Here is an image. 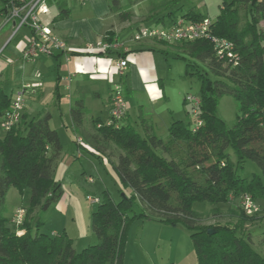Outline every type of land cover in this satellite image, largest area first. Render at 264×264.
Returning a JSON list of instances; mask_svg holds the SVG:
<instances>
[{
	"label": "trees",
	"instance_id": "1",
	"mask_svg": "<svg viewBox=\"0 0 264 264\" xmlns=\"http://www.w3.org/2000/svg\"><path fill=\"white\" fill-rule=\"evenodd\" d=\"M5 11L9 0H1ZM111 8L120 7L111 0ZM169 0L168 14L156 18L158 24L178 16L184 5ZM65 3L59 5L56 19L69 17ZM189 20L204 15L194 9L183 12ZM264 0H222L221 13L213 21L212 33L235 44L240 54L238 66L216 56L209 39L167 43L178 55L200 60L213 78L196 70L201 81L199 115L203 124L196 130L183 120L173 121L168 137L156 133L151 120L141 111L138 119L143 133L130 123L115 128L108 122L92 119L85 129L89 110L85 106V87H80L70 108L75 131L95 151L113 162L123 189H131L116 202L104 191L98 209L92 215L91 228L97 241L77 251L66 231L57 235L44 232L39 218L56 205L64 194L55 179L63 153L59 133L50 126L51 114L42 112L22 120L11 130L0 134V264H124V248L128 231L136 220H150L171 226H183L193 241L198 264H264V254L255 249L252 224L262 219L247 215L239 205L231 206V196L250 194L261 206L264 179L255 173L242 177L239 168L246 160L255 162L264 176ZM109 32L104 40L116 41ZM165 54L168 50H162ZM108 52L71 51L70 56H101ZM120 58L127 53L118 52ZM180 57V56H179ZM192 67L189 63L187 69ZM60 88V77L57 81ZM96 97V93L92 94ZM239 103L240 115L229 128L219 115L223 96ZM61 99V95L57 96ZM186 102V100H185ZM11 95L0 89V120L10 108ZM195 108L192 106V110ZM115 149L117 153L115 154ZM229 149L237 157L234 161ZM11 188L23 198L26 216L18 234L12 218L5 215ZM229 206L230 221L204 224V216L193 208L195 203ZM135 207L139 210L135 211ZM222 218L224 216H221ZM251 225V226H250ZM212 233H209V230Z\"/></svg>",
	"mask_w": 264,
	"mask_h": 264
},
{
	"label": "rangeland",
	"instance_id": "2",
	"mask_svg": "<svg viewBox=\"0 0 264 264\" xmlns=\"http://www.w3.org/2000/svg\"><path fill=\"white\" fill-rule=\"evenodd\" d=\"M107 1L110 4L112 3L111 0ZM119 1V9L116 11L112 10L115 13V21L118 23L121 21H130L134 23L133 28L131 29L133 33L136 30L135 24L150 23L147 25H158L154 19L168 14L166 7L168 6L169 0ZM67 2L69 8L71 9L70 20L82 23L84 29L85 25H88L85 20H89V25H91L93 19L100 20L101 16H98L96 12L98 8L96 7L98 6L101 8V0H87L85 3L80 0H67ZM3 5V2L0 0V9ZM181 5L184 6L183 9L177 13L179 17L182 16L184 10L188 11L190 9H194L215 21L221 13L222 0H180L179 4L173 9H177L178 6ZM55 7L56 6L53 7V10L57 9V7ZM112 21L113 20L109 18L100 22L104 25L109 24ZM263 22L264 21L261 23L262 27ZM0 28V89H4L7 94H12L15 86L22 82L24 75L27 73L26 70H30L33 65L36 64V60H28L27 64L25 60L18 57L16 52L18 39H13L5 44L8 36L12 33V24L9 23L4 25V18L1 15ZM28 33L29 32L26 28L20 32L21 36H26ZM162 47L168 50L167 53H162L161 55L165 66L161 82L162 90L166 98L152 102L149 101L146 96L139 97L134 92L131 93L127 90H125V95L128 100V108L131 112L130 122L132 125H135L133 122L135 121L134 117L136 113L140 114L142 111L146 117L148 112L156 109L157 115L153 116V120H155L156 123L154 125L156 133L162 138H167L169 133V126H167L168 123L171 125L173 121L183 120L185 123L192 125L195 120L192 105L185 102V98L188 95L198 98L201 96V81L197 75H192V73L196 70H200L203 73L206 72L211 78H213V76L200 60L183 53L178 55V49L175 47ZM82 51H85V49H82ZM24 63H26V65L23 69L21 66H24ZM189 63L192 67L187 69V65ZM49 69V72H47L48 78L44 85L45 88L51 86L54 81L53 77L56 74H54L56 71L54 68L50 67ZM45 93V97L41 98L39 96L32 97L31 93L27 92L25 95L26 104L30 106V109L32 110L39 108L48 109L47 112L52 115L50 120L51 128L59 130L63 142L66 143L69 141L70 145L74 146V142L71 139L74 129L71 126L69 99L65 97L62 98V104L64 103L66 105V107L64 106L66 115L62 117L59 100L55 98L52 91L48 90ZM91 102L97 105V108L93 106V109H96L93 112L95 115L100 114L101 108L104 109L103 113L106 112L105 99L99 100L91 97L87 99V106L90 107ZM240 114L239 103L234 97L227 95L220 99L218 104V115L224 119L229 128H232L236 124ZM103 118H105V116H103ZM88 119L89 117H87L86 121ZM90 120L88 122H90ZM64 125H68V133L66 132ZM83 152L85 155L83 165L85 167L86 174L79 173V176L76 179L78 183H80V200L83 205V209L85 210L90 234L85 236V240L82 241L79 246L78 244H75L77 251H82L84 248L89 247L97 241L96 235L91 228V224L92 215L98 209L99 204L92 203L88 197H97L98 195L100 197L103 196L104 191H108L114 197V200L118 202L122 198L123 194L120 191L124 190L112 163L105 165L98 156H95L86 150ZM228 152L230 153L231 158L236 161L237 157L234 151L229 149ZM116 153L117 149H115V154ZM114 162H116V160ZM255 173L259 174L264 179L259 166L251 160H246L239 168V174L242 177L250 178ZM85 175L93 176L95 183L87 182L84 177ZM67 183L70 185V182ZM106 185L108 187L107 189L105 188ZM124 193L129 195L132 193V190L126 189L124 190ZM23 203V198L19 194L18 190L11 188L6 200L5 215L9 217L13 207ZM234 204L239 205L240 199L231 196L230 205L235 207ZM260 204V212L256 214V218L258 219L264 217V200H261ZM53 207L50 209L51 212L54 210ZM193 208L203 214L204 220L202 223L204 224L227 222L231 219L229 206L220 205L219 208L222 212L220 216L215 214L214 206L205 202L195 203ZM138 210L139 208L135 207V211ZM48 215L46 212L39 217L44 223V232H50L52 225H55V227L59 225L61 226L57 220L55 223L51 222L47 225L46 222ZM221 216L224 217L222 218ZM60 230L63 232L62 226L60 227ZM252 230L254 247L264 254V220L259 219L254 221L252 224ZM124 264H198V256L190 237V233L185 227L181 225L175 227L166 224L136 220L129 228L127 239L125 241Z\"/></svg>",
	"mask_w": 264,
	"mask_h": 264
},
{
	"label": "crops",
	"instance_id": "3",
	"mask_svg": "<svg viewBox=\"0 0 264 264\" xmlns=\"http://www.w3.org/2000/svg\"><path fill=\"white\" fill-rule=\"evenodd\" d=\"M83 3L87 0H80ZM61 3H65L68 6L67 0H53L51 3V11L49 15L44 17V20L50 24L53 28L54 32L64 39L70 49L72 51H82L85 49L87 45L90 43H94L99 40H104V37L109 33H114L115 39L121 44L120 52L127 53L126 58L129 61L128 70L126 75L120 77L117 74V62L120 59L118 52H114L112 54H105L101 56H70V60H66L65 54L62 52H56L50 55H39L36 60V64L30 70H26V75H24L22 82L15 86L14 91L23 84L30 83L33 86L32 90L28 92L31 93L32 97L39 96L41 98L45 97L46 91H52V94L57 98L58 95H61L60 103V111L62 117L66 115V110L64 106L66 105L62 102V98H67L70 101V108L72 105V101L74 97L77 95V91L80 87H85V106L89 110L87 117L89 119L85 123V129L89 128L88 122L90 119H98V122H109L110 120V105H111V95L112 89L115 83L121 82L124 86V89L128 92L135 93L137 96H146L149 101H158L160 99L166 98L163 90H162V75L164 71V63L162 58V50L164 47L156 40H144L141 42H136L133 40V32L131 29L133 28V24L130 21H115V13L112 11L111 4L107 0H101V8L98 6V10L96 11L100 20L93 19L91 25H89V20H85L88 25H85V29L82 23L71 21V9L70 15L64 19H56L59 14V5ZM109 3V4H108ZM56 6L57 9L53 10V7ZM4 7V5H3ZM2 7V8H3ZM55 7V8H56ZM2 8L0 9V15L3 17ZM4 18V17H3ZM111 18L113 21L109 24H104L100 21ZM153 20V19H152ZM154 20H157L156 18ZM79 24V25H78ZM150 23L144 24H135L136 29L142 26H151L147 25ZM264 27V22H263ZM29 32V31H28ZM135 32V31H134ZM29 35V33H28ZM21 36L18 34L14 39H18V43L16 45V52L18 57L26 60L23 56V52L25 46L27 44V37ZM11 36V34H10ZM10 36H8L5 44L8 42ZM23 38V39H22ZM13 40V39H12ZM86 51V49H85ZM28 64V62H27ZM24 66H21L23 69ZM52 67L56 71L54 72L55 76L53 77V83L50 87H44L49 72V68ZM70 76V80H66V77ZM60 77V88H57V81ZM69 85L70 90H67V86ZM4 90V89H3ZM5 91V90H4ZM13 91V93H14ZM6 92V91H5ZM7 93V92H6ZM12 93V94H13ZM96 93V97L92 94ZM12 94L11 97H12ZM164 94V95H163ZM96 98L99 100L105 99V107L106 114L103 113L104 109H100V114L95 115L93 112L96 110L93 109V106L97 108L95 103H90V107L87 106V99ZM31 107L26 105L25 114L29 116V118L36 117L42 112L48 111V109H30ZM129 110V109H128ZM97 113V111H96ZM91 115V117H90ZM157 115L156 109H153L151 112L146 114V117L155 125V120H153V116ZM105 116V118H103ZM139 114H135V121L133 122L135 127L140 130L139 132L143 133L142 127L139 123L138 119ZM86 117V119H87ZM152 117V118H151ZM52 118V115H51ZM71 118V115H70ZM90 120V121H91ZM131 112L128 111V115L124 121V123L131 122ZM50 123V122H49ZM66 128V132H69L68 125H64ZM71 126L74 129L72 118H71ZM167 126L170 127L169 123ZM168 127V129H169ZM57 130V129H56ZM59 133V130H57ZM61 142L63 144V153L61 160L59 162L56 177L55 179L59 181L64 190V194L59 202L54 205V210L51 212V208L47 211L48 219L47 225L49 223H55V221H59L61 226L63 227V231H66L73 240V246L78 244V246L85 240V236H87L90 231L89 224L86 220L85 210L83 209V205L80 200V183H78L77 179L79 173L86 174L85 167L83 165V159H85L84 150L87 152H91L93 155L98 156L102 162L107 165L113 163L116 158H109L101 153L95 151L91 146H89L84 139L78 135V133L74 129V133L71 136L72 141L74 142V146L70 145L69 141L66 143L62 141L61 135L59 133ZM77 138H82L85 146H80L77 143ZM87 159V158H86ZM88 160V159H87ZM73 177V178H72ZM86 181H88L89 177H93L91 175L84 176ZM75 178V179H74ZM94 179V177H93ZM66 180V181H65ZM66 182V183H65ZM70 182V185H68ZM95 183V179L93 181ZM92 182V183H93ZM91 183V182H89ZM107 189V185L105 186ZM11 189L8 192L10 193ZM7 195V197H8ZM99 197V195L97 196ZM24 208L23 204H18L13 207L9 218H12L15 211L18 208ZM8 217V216H7ZM146 222L158 223L156 221L145 220ZM60 225L56 226L52 225L50 232L46 231L50 235H57L61 233ZM171 226V225H170ZM44 227V226H43ZM176 227V226H175ZM43 230V229H42ZM76 249V248H75ZM262 253V252H261ZM263 254V253H262Z\"/></svg>",
	"mask_w": 264,
	"mask_h": 264
},
{
	"label": "built area",
	"instance_id": "4",
	"mask_svg": "<svg viewBox=\"0 0 264 264\" xmlns=\"http://www.w3.org/2000/svg\"><path fill=\"white\" fill-rule=\"evenodd\" d=\"M53 0H9L5 11L3 12L4 25L12 24V33L8 40L10 42L20 32L26 28L29 31L27 44L25 46L23 56L26 60H34L39 55H50L56 52L65 54L66 60H70V52L72 49L67 42L59 37L44 20L46 15L51 11V3ZM213 20L210 17L204 16L201 20H189L181 17L166 20L165 23L152 26H142L133 33V40L141 42L144 40H158L167 43L190 42L199 39H209L215 47L216 56L220 59H227L232 65L238 66L240 62V54L236 50L235 44L226 38L217 37L212 33ZM1 30V28H0ZM86 51L89 52H119L121 44L116 40L113 42L107 40H99L90 43L86 46ZM129 61L127 58H120L117 62V74L120 77L126 75ZM70 76L66 80H70ZM70 90L69 85L66 87ZM33 86L26 83L18 87L11 97V105L6 110L0 120V134L11 130L17 126L22 120L26 110V93L32 90ZM186 102L191 104L195 109L194 113V130L198 129L203 121L199 115L198 107L200 98L188 95L185 98ZM128 100L125 95V89L121 82L115 83L112 89L111 105H110V120L109 124L115 128H119L124 123L128 115ZM77 143L80 146H85L82 138H77ZM89 182H93L92 177L88 178ZM88 199L92 203L98 204L99 197H91ZM240 207L249 216L256 215L260 212V206L256 203L250 194H242L240 196ZM26 216L25 208H18L13 217L12 223L17 226L18 234H23L21 226L24 223Z\"/></svg>",
	"mask_w": 264,
	"mask_h": 264
},
{
	"label": "water",
	"instance_id": "5",
	"mask_svg": "<svg viewBox=\"0 0 264 264\" xmlns=\"http://www.w3.org/2000/svg\"><path fill=\"white\" fill-rule=\"evenodd\" d=\"M212 232H213V231L210 229V230H209V233H212Z\"/></svg>",
	"mask_w": 264,
	"mask_h": 264
}]
</instances>
